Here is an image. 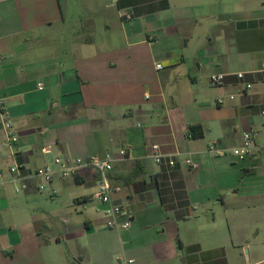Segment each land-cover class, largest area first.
Returning <instances> with one entry per match:
<instances>
[{"label": "crops", "instance_id": "1", "mask_svg": "<svg viewBox=\"0 0 264 264\" xmlns=\"http://www.w3.org/2000/svg\"><path fill=\"white\" fill-rule=\"evenodd\" d=\"M0 103V264H111L118 251L133 264H264V0H0ZM252 131L257 148L238 160L229 151ZM107 154L127 231L88 209L87 169L38 190L54 158Z\"/></svg>", "mask_w": 264, "mask_h": 264}, {"label": "built area", "instance_id": "2", "mask_svg": "<svg viewBox=\"0 0 264 264\" xmlns=\"http://www.w3.org/2000/svg\"><path fill=\"white\" fill-rule=\"evenodd\" d=\"M132 18L130 12L125 11L122 13V19L128 21ZM156 70H162L160 64L156 65ZM226 74L223 73H213L208 79V83L211 87H219L223 84ZM237 79H242L243 74H237ZM247 89L251 88V85H246ZM38 89L41 90V84L38 85ZM229 100H233V96L228 97ZM224 99L219 98L217 100L218 105L224 104ZM3 104L0 103V112L3 114ZM264 116V112H261ZM4 115V114H3ZM4 131L6 133V140L4 142V147H12L18 141V136L13 133L11 124L9 122H4ZM254 132L244 133L242 135V142L239 147L231 149L229 152L238 160H245L251 158L253 155V150L257 148L254 143ZM189 138L191 135L188 136ZM151 157L154 163L160 164L163 159V155L160 154L159 147L157 145H150ZM42 152H47L44 149ZM208 152L211 154L223 156L225 150L219 148L217 145H211L208 148ZM120 159L125 157L124 150L119 152ZM114 158L107 154L103 157L91 156L86 159H74L72 161L64 160L61 158H54L50 163L39 167L35 171V176L40 179L41 183L38 187L39 191H43L44 188L49 185L55 178L60 180L75 179L83 170L91 171L97 178V189L91 196V199L99 202L104 206L103 214L106 218V227L110 230L127 231L131 226V218L128 209L120 204L113 201V196L116 193L121 192V188L113 187L110 181V173L113 170ZM169 168L174 166V161L169 160L166 162ZM23 168L22 165L15 164L9 168V173L13 176L16 182H21L22 178L20 176V171ZM193 170L197 169V166H192ZM2 179V174L0 173V180ZM26 185L21 183L15 188L18 192L25 189ZM133 259H126L124 256L117 259L116 264H133Z\"/></svg>", "mask_w": 264, "mask_h": 264}, {"label": "rangeland", "instance_id": "3", "mask_svg": "<svg viewBox=\"0 0 264 264\" xmlns=\"http://www.w3.org/2000/svg\"><path fill=\"white\" fill-rule=\"evenodd\" d=\"M67 21H69V19L68 20H66V22ZM68 25H70V24H68ZM73 29V28H72ZM50 201V203L52 204V202H51V200H49ZM52 201H55V200H52ZM97 204H99L98 202H91V203H89V205H88V209H90L91 210V212H92V210L93 209H95V207H96V205ZM260 205H258L257 207H258V209L259 210H261V211H264V201H261L260 203H259ZM45 214H46V218H50V221L48 222V224H49V227H51L52 229H53V231L56 233V232H58L59 231V224H58V220H57V218H56V214H59V212H58V209H56V207H55V205H53V208H47V209H45ZM262 222H264V221H262ZM184 226H182V227H180V228H183ZM105 231H108V230H105ZM258 232V234H259V238L261 239V240H264V223H261V224H259L257 227H256V229H254V233H257ZM96 233H97V231H96ZM101 236L100 237H105V238H107L108 237V232H102V234H100ZM87 237H90V236H87ZM109 242V243H111V241L108 239V240H106V242ZM118 247H119V244H118ZM238 255L237 256H235L234 257V259L238 262V261H240V262H244V261H246L247 262V253H246V251H244V250H241L240 248H239V250H238ZM117 256H120V257H122V256H124V254H122L120 251H118V254H117ZM232 258V257H231ZM75 259H76V264L79 262V260L75 257ZM233 259V258H232ZM116 261V260H115ZM112 262L111 264H116L117 263V261L116 262Z\"/></svg>", "mask_w": 264, "mask_h": 264}]
</instances>
